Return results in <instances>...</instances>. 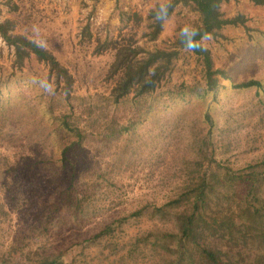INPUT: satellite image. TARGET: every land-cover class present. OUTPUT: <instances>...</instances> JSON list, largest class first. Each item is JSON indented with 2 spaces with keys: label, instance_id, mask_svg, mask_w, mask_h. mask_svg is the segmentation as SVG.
Segmentation results:
<instances>
[{
  "label": "rangeland",
  "instance_id": "1",
  "mask_svg": "<svg viewBox=\"0 0 264 264\" xmlns=\"http://www.w3.org/2000/svg\"><path fill=\"white\" fill-rule=\"evenodd\" d=\"M164 1L0 0V21L14 20L13 32L51 51L73 78L65 100L34 56L12 70V48L0 37V264H32L53 251L65 254V264H171L173 255L139 240L165 227L146 211L112 236L85 239L145 204H163L191 178L204 163L199 151L209 135L206 110L215 123L209 144L216 160L240 168L264 159V3L223 2V15L243 14L244 25L225 26L223 37L200 40L213 67L230 77L220 80L215 94L199 97L201 62L180 49L155 92L118 104L107 98L113 81L104 77L113 51L94 54V40L82 38L81 28L88 23L93 37L116 38L120 13L135 12L141 22H129L122 33L138 38L148 10ZM197 23L195 11L178 5L155 41L138 43L166 47L179 30ZM248 79L259 80L261 88L231 85ZM62 115L82 134L64 162L60 149L76 138L55 131ZM72 167L76 186L90 192L86 217L60 207ZM191 263L185 257L180 264Z\"/></svg>",
  "mask_w": 264,
  "mask_h": 264
},
{
  "label": "trees",
  "instance_id": "2",
  "mask_svg": "<svg viewBox=\"0 0 264 264\" xmlns=\"http://www.w3.org/2000/svg\"><path fill=\"white\" fill-rule=\"evenodd\" d=\"M229 0H167L156 3L144 18L145 24L138 38L145 42L155 41L162 30L163 22L178 6H187L195 11L198 23L190 29L179 30L166 47L149 48L138 43L134 33H122L129 26L138 25L142 18L135 12H121L117 37L92 36L89 24L81 28L80 36L87 41L94 40L92 52L101 54L106 50L113 51L105 80H112L107 98L114 104L131 97L144 98L157 90L170 74L173 62L180 49H188L197 56L202 65L204 80L203 97L208 93L215 94L221 79L230 80L225 70L214 68L210 51L201 45L202 38L223 37L221 30L225 26L244 25L243 14L225 17L220 5ZM254 4H263L264 0H249ZM8 2V1H7ZM17 7L11 4L10 9ZM15 21L5 18L0 21V37L12 48L11 69H20L25 60L34 56L38 62L47 67V79H52L55 88L68 100L73 78L51 51L27 38L13 32ZM233 88H261L259 80L248 79L232 83ZM182 95V91L179 92ZM66 115H62L58 124V135L71 132L75 140L62 146L60 158L64 162L71 146L79 142L81 130L72 125ZM203 119L208 124V138L202 142L204 149L199 151L201 167L192 173L191 178L177 190L166 202L160 205L144 206L113 219L96 233L86 238L93 241L101 237L112 236L130 217H139L144 211L150 219L158 220L163 228H152L139 240L147 241L156 250L173 255L171 264H180L185 257L191 264H264V159L248 163L240 168L222 164L213 156L210 135L214 120L206 110ZM74 167L68 185L62 191L61 209L71 211L77 218L86 217L89 191L87 187L75 184ZM41 219V217H40ZM42 220V219H41ZM63 252L43 255L32 264H65Z\"/></svg>",
  "mask_w": 264,
  "mask_h": 264
}]
</instances>
